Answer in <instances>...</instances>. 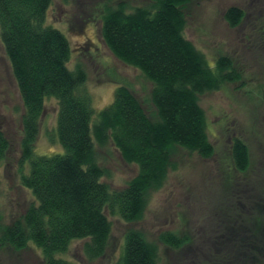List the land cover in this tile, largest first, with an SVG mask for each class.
Here are the masks:
<instances>
[{
    "label": "trees",
    "instance_id": "obj_1",
    "mask_svg": "<svg viewBox=\"0 0 264 264\" xmlns=\"http://www.w3.org/2000/svg\"><path fill=\"white\" fill-rule=\"evenodd\" d=\"M189 1L152 0L131 8L119 1L100 15V36L107 49L152 85L151 119L126 86H118L112 102L94 113L85 89L86 72L80 66L68 69V39L46 22L52 0H0V41L23 106L19 182L34 199L12 224H3L0 217V247L20 251L30 243L44 264H75L64 255L73 241L81 240L84 257L100 259L111 235L107 214L126 223L143 218L149 191L161 189L168 179L171 147L203 159L213 156L199 96L239 82L241 73L227 56L210 64L185 38L182 7ZM223 18L236 28L243 12L229 7ZM48 99L56 102L54 134L63 150L51 156L34 152ZM109 141L138 169L137 177L120 190L102 182L104 172L96 161V147ZM9 145L0 129V163ZM230 156L235 170L247 171L249 151L241 139L232 140ZM159 239L173 248L184 244L172 233H162ZM158 260V246L141 231L125 232L120 264Z\"/></svg>",
    "mask_w": 264,
    "mask_h": 264
},
{
    "label": "rangeland",
    "instance_id": "obj_2",
    "mask_svg": "<svg viewBox=\"0 0 264 264\" xmlns=\"http://www.w3.org/2000/svg\"><path fill=\"white\" fill-rule=\"evenodd\" d=\"M124 1L129 8L148 6L152 0H52L46 22L63 33L71 48L67 64L87 75L85 89L96 114L109 105L118 86H126L143 110L155 119L152 85L142 74L117 60L100 36V15L106 6ZM229 7L240 8L243 19L230 28L223 18ZM185 38L210 64L229 57L241 73L239 82L199 96L207 120V137L214 153L209 159L169 149L168 179L151 190L140 221L126 223L107 214L111 235L104 256L88 261L84 241H73L64 258L75 264H120L124 234L141 231L159 248L158 264H264V0H190L182 7ZM23 106L9 61L0 41V129L9 150L0 163V217L10 225L34 202L19 182L21 116ZM57 106L48 99L34 145L37 155L62 154L55 136ZM241 139L249 151L246 172L234 169L230 146ZM96 161L110 190L124 188L138 169L126 163L109 141L96 147ZM162 233L182 239L181 247L160 242ZM0 264H44L40 251L28 243L16 251L0 247Z\"/></svg>",
    "mask_w": 264,
    "mask_h": 264
}]
</instances>
